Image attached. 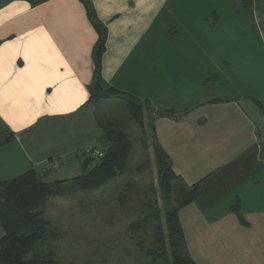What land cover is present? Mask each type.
I'll use <instances>...</instances> for the list:
<instances>
[{"label":"crops","instance_id":"1","mask_svg":"<svg viewBox=\"0 0 264 264\" xmlns=\"http://www.w3.org/2000/svg\"><path fill=\"white\" fill-rule=\"evenodd\" d=\"M89 1L107 31L103 87L150 102L142 148L154 155V122L176 173L202 181L178 209L191 257L264 264V0ZM98 39L83 0H0V181L86 175L88 152L119 129V102L91 97Z\"/></svg>","mask_w":264,"mask_h":264},{"label":"rangeland","instance_id":"2","mask_svg":"<svg viewBox=\"0 0 264 264\" xmlns=\"http://www.w3.org/2000/svg\"><path fill=\"white\" fill-rule=\"evenodd\" d=\"M121 98L113 96L119 103L112 108L111 115L132 142L126 172L91 191L81 189L73 180L59 184L61 195L50 198L44 208L51 222L46 238L37 243L26 260L54 258L60 264H151L155 252L171 253L167 231L164 230V249L159 247L161 238L155 231L159 223L165 224L167 207V199L159 188L155 157L152 151L142 148L143 129ZM148 133L146 137L151 138ZM109 146L104 142L99 147L105 152ZM93 158L81 174H88L100 163L101 158ZM4 173L5 170L0 171V176ZM52 186L55 188L56 183ZM170 200L173 205L175 196Z\"/></svg>","mask_w":264,"mask_h":264},{"label":"trees","instance_id":"3","mask_svg":"<svg viewBox=\"0 0 264 264\" xmlns=\"http://www.w3.org/2000/svg\"><path fill=\"white\" fill-rule=\"evenodd\" d=\"M246 7L253 5V0H241ZM88 18L99 33V39L94 47L93 57L95 71L93 83L90 85L92 99L112 96L122 97L129 112L138 125L145 129V109L151 110L150 102H143L136 96L115 88H104L101 76V58L105 51L107 31L97 20L96 11L89 0H83ZM152 114V112H150ZM161 116L176 115L172 110L158 111ZM150 119L152 117L150 116ZM149 130L153 134L154 157L158 174V183L165 202V224L159 223L155 231L160 239L159 247L164 249V230L167 231L171 253L155 252L151 264H197L191 257L182 225L178 216L179 207L198 199L202 181L188 185L173 168L172 161L164 148L158 142L154 122H150ZM103 140L110 146L105 151L100 163L88 174L76 177L81 189L91 191L124 174L128 167V159L132 152V143L128 135L120 129L104 131ZM143 147L148 148L146 137L142 139ZM94 161L87 157L83 163L86 167ZM59 183L54 188L43 180L35 170H30L16 178L0 182V224L3 235L0 238V264H60L54 258H33L26 260L28 254L37 243L46 238L50 220L45 216L44 208L52 196L59 193ZM175 196L176 202L170 198ZM175 204V205H174ZM232 210L240 212V202L232 206ZM156 220L159 214L156 213Z\"/></svg>","mask_w":264,"mask_h":264},{"label":"built area","instance_id":"4","mask_svg":"<svg viewBox=\"0 0 264 264\" xmlns=\"http://www.w3.org/2000/svg\"><path fill=\"white\" fill-rule=\"evenodd\" d=\"M260 137L264 138V127H263V130H261ZM88 155L90 157L103 158L104 155H105V152L101 151V150H98V149H93V150L88 152ZM46 167H47L46 168L47 171H52L54 168H56V164L54 165L53 163H49Z\"/></svg>","mask_w":264,"mask_h":264}]
</instances>
